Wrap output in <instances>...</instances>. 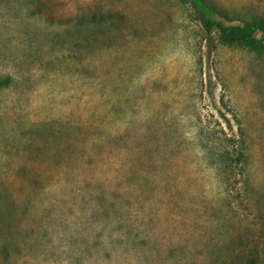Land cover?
Returning <instances> with one entry per match:
<instances>
[{
	"label": "rangeland",
	"instance_id": "374dc122",
	"mask_svg": "<svg viewBox=\"0 0 264 264\" xmlns=\"http://www.w3.org/2000/svg\"><path fill=\"white\" fill-rule=\"evenodd\" d=\"M0 264H264V54L182 0H0Z\"/></svg>",
	"mask_w": 264,
	"mask_h": 264
},
{
	"label": "trees",
	"instance_id": "16d2710c",
	"mask_svg": "<svg viewBox=\"0 0 264 264\" xmlns=\"http://www.w3.org/2000/svg\"><path fill=\"white\" fill-rule=\"evenodd\" d=\"M190 3L197 13V19L202 24L206 33L217 31L219 40L225 45H242L251 51H259L264 54V19H258L253 24L242 26H227L221 22L207 18L196 8L193 0H182Z\"/></svg>",
	"mask_w": 264,
	"mask_h": 264
}]
</instances>
